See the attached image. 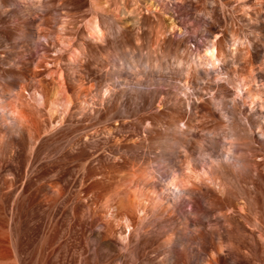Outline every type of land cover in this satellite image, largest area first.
I'll return each instance as SVG.
<instances>
[{"label":"rangeland","instance_id":"obj_1","mask_svg":"<svg viewBox=\"0 0 264 264\" xmlns=\"http://www.w3.org/2000/svg\"><path fill=\"white\" fill-rule=\"evenodd\" d=\"M36 1L0 0V264H264V0Z\"/></svg>","mask_w":264,"mask_h":264},{"label":"bare ground","instance_id":"obj_2","mask_svg":"<svg viewBox=\"0 0 264 264\" xmlns=\"http://www.w3.org/2000/svg\"><path fill=\"white\" fill-rule=\"evenodd\" d=\"M55 1H56V3H57V1H58V3H57V6H58V8H61V9H72V8H78V7H80L81 6V4H82V1L81 0H44V3L42 2V1H40V0H37L36 2H38L39 3V5L41 4V5H45V4H48V3H50V4H56L55 3ZM142 22L144 23V20H142ZM24 28V30H25V28H28V27H23ZM22 28V29H23ZM32 30H30L29 29V31H28V33L29 32H31ZM235 32V31H234ZM234 32H232L231 31V35L234 33ZM44 34H46V33H43V35H41L42 37H44V38H46L45 37V35ZM28 35V34H27ZM26 37V36H25ZM137 38V37H136ZM138 38H139V36H138ZM27 39H30V41H32V42H30V43H32V45L34 44V46H36V43H38L37 41H36V39L33 37V36H31V35H29L28 36V38ZM140 39V38H139ZM138 40V39H137ZM165 40V39H164ZM122 41V40H121ZM119 42V43H115L116 45H115V48L116 47H118L119 45H129L130 47H131V43L128 41V40H124V41H122V42ZM167 41L169 42L170 40H167L166 39V43H167ZM25 42H26V40H25ZM162 42H164L163 40H162ZM27 43H29V42H27ZM173 44H174V46L175 47H178V46H180V41H174L173 42ZM41 45V44H40ZM121 45V46H122ZM214 42L212 41H210L209 43H207V47H208V51H211L212 52V56H205L204 55V57L207 59V61L210 63V64H212V62H213V60L216 58V56L214 55ZM120 46V47H121ZM125 47L124 49L126 50L127 49V51H124V50H119L117 53L115 52V54H114V51H113V55H116V56H113V59L115 58L116 60H119V59H121L122 61H123V63L124 64H127V66H129V68L130 67H133V65L135 64V63H143L144 62V67L146 68V67H148L149 65L146 63L147 61H146V59H147V55H146V51H145V53L143 54V53H141L142 51V48H144V43L142 42V40H141V42L139 43V44H137V46H135L138 50V53H133L134 51H132V47L130 48V47ZM167 46H168V44H167ZM122 48V47H121ZM118 49H120L119 47H118ZM166 51H168V50H166ZM169 52V51H168ZM165 54H167V53H165ZM149 55V54H148ZM217 55V54H216ZM174 58H176V57H174ZM117 62V61H116ZM123 65V64H122ZM159 65V64H158ZM157 65V66H158ZM118 70H116V71H110V72H108V73H106V75H107V77L106 78H108V77H111V75H113V73H118L117 72ZM14 72V71H13ZM250 72V71H249ZM11 74H13L12 72H11ZM10 74V75H11ZM16 74V73H15ZM18 74V73H17ZM250 74H252V73H250ZM14 75V74H13ZM12 76V75H11ZM18 77V76H17ZM238 78V77H237ZM17 84V83H16ZM14 86V83H13V81H7V82H5L1 87V89H0V95H4V93H3V91H4V89L5 88H8V87H13ZM13 89V88H12ZM6 94V93H5ZM8 94V93H7ZM7 94H6V96H7ZM221 97V96H220ZM17 100H20V98H19V94L18 93H13L12 95H10L9 97L7 96V98H4V99H2V100H0V108L1 109H3V108H6V109H8L9 111L8 112H10V113H19L20 111H21V105H20V103L17 101ZM218 104H223L224 102H222V101H220V102H217ZM206 114V116H209V117H214V112L212 111V110H210V109H208V111H207V113H205ZM14 116V115H13ZM20 116V115H19ZM16 117V116H15ZM17 118V117H16ZM179 118L180 117H178V120H179ZM17 122V121H16ZM16 122H14L13 124H15ZM19 122V121H18ZM232 122V121H231ZM231 122H229L228 123V130H226L225 132H223L222 131V134H223V137H228V135L229 136H233L234 137V139L239 135L238 134V132H237V130L235 129V124L233 125V122L231 123ZM19 124V123H18ZM14 127V130L16 131V132H18V133H20V135H21V133L23 132V127H20V124L19 125H17V123H16V125H14V126H12V128ZM10 129V128H9ZM238 129V128H237ZM239 131V130H238ZM30 134V133H29ZM29 136V135H28ZM240 136V135H239ZM31 137V136H30ZM33 138V137H32ZM241 138V137H240ZM31 139V138H30ZM233 139V140H234ZM211 140H212V142L213 143H215V139L214 138H212L211 137ZM167 143V142H166ZM165 143V144H166ZM176 144V143H175ZM213 145V144H212ZM215 145H216V143H215ZM231 145V144H230ZM169 146H171V145H169ZM214 146V145H213ZM172 148V147H171ZM231 148V147H230ZM230 148H228V150L230 149ZM234 150V149H233ZM232 150V151H233ZM231 151V150H230ZM231 151V152H232ZM198 153H200V154H202V151H199ZM166 154V153H165ZM164 154V155H165ZM232 154V153H231ZM229 156V155H228ZM167 156H165V158H166ZM231 157V156H230ZM164 158V159H165ZM233 159L234 158H236V157H232ZM167 162V161H166ZM172 163V160L171 159H169L168 160V163ZM166 164V163H165ZM172 172V171H171ZM173 179H171L170 181H172ZM178 183V182H177ZM203 196V198H205L206 196L205 195H202ZM201 196V197H202ZM202 198V199H203ZM204 201V200H203ZM213 203H214V201H213ZM212 203V201H211V203H209V204H213ZM214 205V204H213ZM212 205V206H213ZM193 208H194V213L196 212H203L204 210H205V212H206V209L205 208H203L200 204H198V205H194L193 206ZM208 212V211H207ZM201 249L203 250L204 249V247H201Z\"/></svg>","mask_w":264,"mask_h":264},{"label":"clouds","instance_id":"obj_3","mask_svg":"<svg viewBox=\"0 0 264 264\" xmlns=\"http://www.w3.org/2000/svg\"><path fill=\"white\" fill-rule=\"evenodd\" d=\"M242 43H243V41H242L240 38H238V37H236V36H233V37H232V46H233V47H235V46L238 45V44H242ZM206 55H208V56H212V52L209 51V52L206 53ZM217 63H219V62L214 60V61L212 62V64L208 65V67H215ZM216 79H217V80H222V79H224V77L221 76V75H218V76L216 77ZM256 99H260V97H256ZM22 123H23L22 121H19V124H20V125H22ZM146 127H147V125H146ZM7 177H8L9 179H11V178H12V177H11V173H8V174H7ZM170 183L172 184L173 187H176L177 178L174 177L173 180L170 181ZM186 186H187V181L181 179V180H180V187H186Z\"/></svg>","mask_w":264,"mask_h":264},{"label":"water","instance_id":"obj_4","mask_svg":"<svg viewBox=\"0 0 264 264\" xmlns=\"http://www.w3.org/2000/svg\"><path fill=\"white\" fill-rule=\"evenodd\" d=\"M2 172H3V170H0V176H2Z\"/></svg>","mask_w":264,"mask_h":264}]
</instances>
